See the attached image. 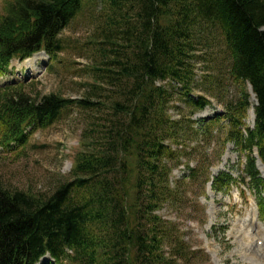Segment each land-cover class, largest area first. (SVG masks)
Wrapping results in <instances>:
<instances>
[{
	"label": "trees",
	"instance_id": "obj_1",
	"mask_svg": "<svg viewBox=\"0 0 264 264\" xmlns=\"http://www.w3.org/2000/svg\"><path fill=\"white\" fill-rule=\"evenodd\" d=\"M94 7L103 16L88 44L94 64L84 99H34L23 86L0 87L5 150L26 146L30 130L52 127L75 107L88 123L72 181L50 197L10 191L0 180V264H39L47 255L57 264L190 263L197 253L158 213L176 200L170 177L189 145L211 141L223 123V147L249 154L242 182L259 194L264 220L258 168V160L264 167V0H7L0 13V77L14 60L41 52L57 58L66 30ZM217 41L240 96L223 116L197 128L193 117L211 106L207 97H194L199 65L211 62L215 70L210 51ZM204 81L224 84L219 76ZM250 91L258 103L253 130L245 126ZM189 169L195 179L200 170ZM233 181L223 174L213 187L224 191Z\"/></svg>",
	"mask_w": 264,
	"mask_h": 264
},
{
	"label": "rangeland",
	"instance_id": "obj_2",
	"mask_svg": "<svg viewBox=\"0 0 264 264\" xmlns=\"http://www.w3.org/2000/svg\"><path fill=\"white\" fill-rule=\"evenodd\" d=\"M6 1L0 0V13ZM101 12V7L91 8L72 23L63 35L64 50L57 58L52 60L46 53L38 54L47 61L35 73L27 68L28 60H14L8 74L0 77V87L23 86L24 93L34 99L50 95L72 101L84 99L91 82L87 72L94 64L88 44L102 19ZM221 51L223 46L217 41L210 51L212 58L218 59L214 71L210 69L211 62L199 65L200 88L194 97H207L211 106L193 117L197 128H204L223 116L226 104L240 96L237 86L228 81L230 61ZM218 52L223 55L217 57ZM205 54L202 50L201 56L206 58ZM205 76H219L224 84L221 88L212 86L204 81ZM177 106L188 115L184 105ZM256 106L257 100L253 97L245 120L246 129L255 128L251 112H255ZM170 115L176 118L178 111L172 109ZM85 120L87 116L75 107L52 127L30 130L26 146L9 151L0 147V180L4 186L13 192L48 198L60 186L71 182L73 165L88 125ZM225 127L223 123L211 141L201 144L193 141L189 145V156L173 169L170 177L171 189L177 190L176 200L167 203L158 215L176 224L186 244L197 253L188 264H264V220L258 212L259 194L249 180L242 182L249 154H241L233 144L223 147L220 132ZM254 156H258L257 150ZM258 165L264 179L259 161ZM189 168L200 170L195 179L190 178ZM223 174H229L234 181L227 190H215L214 181ZM46 260L41 264H56L51 257Z\"/></svg>",
	"mask_w": 264,
	"mask_h": 264
},
{
	"label": "bare ground",
	"instance_id": "obj_3",
	"mask_svg": "<svg viewBox=\"0 0 264 264\" xmlns=\"http://www.w3.org/2000/svg\"><path fill=\"white\" fill-rule=\"evenodd\" d=\"M46 61H47L46 58H42V56L38 55V56H35L32 59L28 60V62H26V66L28 69H30L29 71L35 73L38 69H40L43 66V64L46 63ZM254 99H255V97H254ZM251 116H252V120L254 121L255 120V112L253 110L251 112ZM255 217L257 218V216H255ZM44 261H47V260H44Z\"/></svg>",
	"mask_w": 264,
	"mask_h": 264
}]
</instances>
